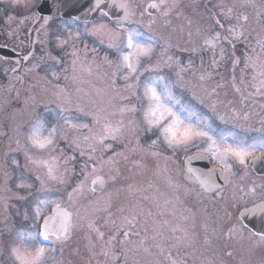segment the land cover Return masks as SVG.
Wrapping results in <instances>:
<instances>
[{
  "label": "rangeland",
  "instance_id": "1",
  "mask_svg": "<svg viewBox=\"0 0 264 264\" xmlns=\"http://www.w3.org/2000/svg\"><path fill=\"white\" fill-rule=\"evenodd\" d=\"M50 1L53 12L39 20V0H0V46L24 54L34 47L24 62L0 59V264H18L17 232L38 230L55 203L73 211L75 223L73 236L46 246L48 264H249L239 254L238 211L261 197L246 189L241 164L228 159L238 174L214 194L189 186L187 152L223 165L206 140L169 146L161 129L149 128L139 98L149 79L158 92L167 84L174 99L166 103L182 119L195 113L191 123L211 124L226 137L222 147L256 143L260 151L264 0H156V15L145 11L150 0H124L125 23L102 15L86 26L57 19L59 0ZM127 31L142 33L152 51L125 80L121 53L108 45ZM217 34L214 47L205 43ZM38 121L42 137L57 128L47 149L29 139ZM96 175L107 182L101 192L90 188Z\"/></svg>",
  "mask_w": 264,
  "mask_h": 264
},
{
  "label": "snow or ice",
  "instance_id": "2",
  "mask_svg": "<svg viewBox=\"0 0 264 264\" xmlns=\"http://www.w3.org/2000/svg\"><path fill=\"white\" fill-rule=\"evenodd\" d=\"M15 2L19 3V0H15ZM113 2L115 3L116 0H113ZM100 3L101 0H97L98 7ZM118 6L125 10L124 19L126 20L128 16L127 6L123 3H120ZM159 7L160 5L156 3L148 5V8L153 9H158ZM103 15L106 16L107 13H104ZM244 19L247 20V17H244ZM119 26L120 25H118V27ZM140 36H142V33L139 31H127L121 44L108 45L110 48H117L121 53L120 62L117 67L120 70H127L128 74L125 75V80H127L129 76H135L142 57H148L151 55V44L140 42L138 39ZM218 38L217 34L207 39L205 43L214 47V40ZM262 83H264V81H262ZM157 84L158 81L149 79L144 84L143 96L139 99L141 100V103H144L145 101L147 103V107L144 109V120L149 125V128L161 129L163 139L169 146L188 145L198 138L208 141L209 148L207 150L213 152L216 162L223 165V171L221 174L224 172L231 173L232 164L228 162L229 158H232L239 164L243 165L246 163V158L257 150L256 143L245 145L241 142H237L234 145L229 144L222 147L221 143L226 141V137L216 134L214 129H212L211 124H207L203 120H198L195 125L191 123L190 117L195 115V113H189L188 121L182 119L180 113L173 110V108L166 103V100L174 99L167 84L164 85L163 92L157 91ZM132 110L134 111L135 109ZM183 111L186 113L189 112L186 108L183 109ZM64 122L70 124L73 128L77 127V125L73 124L71 120L65 119ZM43 123V121L35 122L29 135L32 144L39 149H47L52 145L53 138L57 132V128L53 127L50 129L47 137H42L40 133ZM84 127H87V125H84ZM111 131H118V129ZM218 135L219 140L217 139ZM155 143L156 141H153V144ZM259 150L264 152V140L259 143ZM51 174L52 168L49 167V175ZM52 178L55 179L56 177L52 176ZM224 178L225 180H228L229 176L225 175ZM96 183L102 184L103 181L101 178L97 177V179L93 181V184ZM204 183L207 184L209 181L206 180ZM251 191L255 192V189L253 188ZM70 198L71 195H69V199ZM53 202L54 201L42 200L39 203ZM35 211L36 215L39 216V204ZM56 211L60 225L58 229L53 230L49 228V223L54 219L49 218L45 221L43 231L26 230L17 232L16 245L12 247L11 255L18 264H48V260L51 256L42 240L47 241L52 234H55L57 239L67 238L71 226L72 213L65 208H61L59 203H57ZM257 213H259L261 217H264V205L247 209L245 215H256ZM256 235H259L261 240H264V232H258ZM39 237H42V240L39 239Z\"/></svg>",
  "mask_w": 264,
  "mask_h": 264
},
{
  "label": "water",
  "instance_id": "3",
  "mask_svg": "<svg viewBox=\"0 0 264 264\" xmlns=\"http://www.w3.org/2000/svg\"><path fill=\"white\" fill-rule=\"evenodd\" d=\"M123 3L121 0H101L99 7L97 6V0H60L58 12L63 19H69L74 17L78 22H91L95 20L101 11L107 13V15L112 19L124 20L125 10L120 8L118 5ZM151 3H156L151 1L146 5V10L150 14H156L159 12L158 9L148 8ZM157 4V3H156ZM37 11L42 15H48L51 13V7L49 0H41L40 5L37 7ZM0 55L6 57H14L17 54L12 50L0 47ZM140 161L143 157L139 158ZM185 167V179L194 187L198 188L204 192H212L215 187H223L229 183V179L225 180L223 174H221L216 168L209 166L208 160L199 154L189 155L184 160ZM228 176V175H227ZM101 178L103 183L93 184V181ZM209 181V183H204V181ZM105 187V180L101 176H96L91 180V188L95 191H100ZM264 203H257L248 208H244L240 212V217L243 219L244 223L251 226L257 232L263 231V218L259 213L256 215H245L247 209H251ZM56 206L53 207L52 212L45 216L42 222V231L44 228L45 221L49 218H54L52 222L49 223L50 229L59 228V217L56 211ZM55 235V234H52ZM56 236V235H55Z\"/></svg>",
  "mask_w": 264,
  "mask_h": 264
},
{
  "label": "flooded vegetation",
  "instance_id": "4",
  "mask_svg": "<svg viewBox=\"0 0 264 264\" xmlns=\"http://www.w3.org/2000/svg\"><path fill=\"white\" fill-rule=\"evenodd\" d=\"M239 175L243 176V182H247L248 185L245 186L246 189L251 190L254 188L256 192H258V195L261 198L256 201H264V174H257L249 166H244ZM242 226L245 233L241 235L242 240L239 245V247L241 246V250H239V254L242 256H248L247 259H249V264H264V240H261L259 235H256L253 230L245 226L243 223ZM226 254L232 255V249L227 250Z\"/></svg>",
  "mask_w": 264,
  "mask_h": 264
},
{
  "label": "trees",
  "instance_id": "5",
  "mask_svg": "<svg viewBox=\"0 0 264 264\" xmlns=\"http://www.w3.org/2000/svg\"><path fill=\"white\" fill-rule=\"evenodd\" d=\"M30 52V51H29Z\"/></svg>",
  "mask_w": 264,
  "mask_h": 264
}]
</instances>
